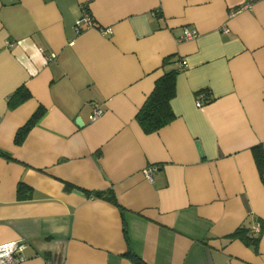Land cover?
<instances>
[{"label": "crops", "instance_id": "1", "mask_svg": "<svg viewBox=\"0 0 264 264\" xmlns=\"http://www.w3.org/2000/svg\"><path fill=\"white\" fill-rule=\"evenodd\" d=\"M246 2L0 0V244L25 242L18 264H133L129 247L146 264H264V0ZM169 55L186 62L174 118L146 132L135 116ZM243 223L256 249L231 237Z\"/></svg>", "mask_w": 264, "mask_h": 264}, {"label": "trees", "instance_id": "2", "mask_svg": "<svg viewBox=\"0 0 264 264\" xmlns=\"http://www.w3.org/2000/svg\"><path fill=\"white\" fill-rule=\"evenodd\" d=\"M181 58L175 55L166 56L161 63L162 74L156 79L153 89L147 95L143 105L138 110L135 118L140 126L146 132L156 131L160 127L169 123L173 118L174 114L170 107V99L175 94V80L177 74L181 71L179 69V63ZM30 96L29 92L24 88H17L9 96V106L14 107L18 103L22 102ZM43 110L39 108L27 122L18 128L14 136V142L20 144L25 138L27 132L33 127L42 116ZM253 157L261 177L264 178V149L261 145H255L252 147ZM9 157L7 154H3ZM70 185L66 184L65 189H69ZM24 186L20 185L18 191L22 192ZM95 196H103L102 192H95ZM108 198V197H107ZM119 206L113 197L108 198ZM120 210L122 208L119 206ZM249 218V217H248ZM252 220L251 218H249ZM254 231L252 227L246 223L238 226L235 231L231 234V237H237L241 239L245 244L252 246L254 249L257 248L260 232ZM125 239H127L126 227H123ZM133 264H146L130 247L125 254Z\"/></svg>", "mask_w": 264, "mask_h": 264}, {"label": "built area", "instance_id": "3", "mask_svg": "<svg viewBox=\"0 0 264 264\" xmlns=\"http://www.w3.org/2000/svg\"><path fill=\"white\" fill-rule=\"evenodd\" d=\"M253 0H247L244 7H251ZM82 23H86L88 26L92 24V17L89 13H85L84 16H79L75 20V29L79 31L81 28ZM198 35L196 29H186L184 38L191 39L195 38ZM54 57L53 53H50L49 58ZM179 69L183 70L186 67V62L181 61L179 64ZM103 113V109L98 105L95 104L93 106L92 112L89 115L90 120H95L100 117ZM158 170L157 165H148L143 169V173L149 179H151V175L153 172ZM254 231H259V224H256L253 227ZM25 242L21 239L11 240L8 242H4L0 244V264H18L19 262L23 261L25 257L22 254L23 249L25 248Z\"/></svg>", "mask_w": 264, "mask_h": 264}, {"label": "water", "instance_id": "4", "mask_svg": "<svg viewBox=\"0 0 264 264\" xmlns=\"http://www.w3.org/2000/svg\"><path fill=\"white\" fill-rule=\"evenodd\" d=\"M76 122H77L79 125L81 124V119H80V117H77Z\"/></svg>", "mask_w": 264, "mask_h": 264}]
</instances>
